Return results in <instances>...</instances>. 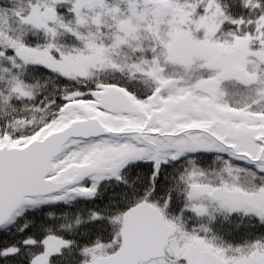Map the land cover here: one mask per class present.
<instances>
[{
	"label": "snow or ice",
	"instance_id": "obj_1",
	"mask_svg": "<svg viewBox=\"0 0 264 264\" xmlns=\"http://www.w3.org/2000/svg\"><path fill=\"white\" fill-rule=\"evenodd\" d=\"M0 264H264V0H0Z\"/></svg>",
	"mask_w": 264,
	"mask_h": 264
}]
</instances>
